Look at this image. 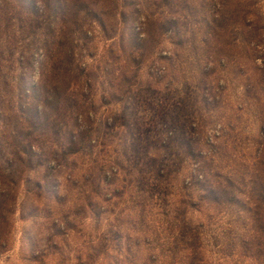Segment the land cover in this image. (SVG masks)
Wrapping results in <instances>:
<instances>
[{
	"label": "rangeland",
	"instance_id": "obj_1",
	"mask_svg": "<svg viewBox=\"0 0 264 264\" xmlns=\"http://www.w3.org/2000/svg\"><path fill=\"white\" fill-rule=\"evenodd\" d=\"M48 1L0 0V264L184 261L186 254L175 251L180 244L178 214L187 211L192 226H205L208 244L210 235L220 238L230 212L215 209L208 192L219 190L229 177L239 182L241 173L257 169V157L263 156L258 141L264 134V46L246 47L241 42L231 48L225 45L227 37L209 36L187 9L189 23H181L183 36L178 38L185 42H173L169 36L159 40L129 100L117 103L113 95H123L128 84L116 77L132 76L134 71L130 51L135 45L129 32L109 37L113 26L104 16L106 28L99 21L87 22L66 37L63 9L54 10L63 6L51 0V10L46 8ZM84 1L99 13L112 7V0H100L97 6V0ZM206 1L207 9L201 8V0L189 5L212 20L221 0ZM227 6L240 9L241 0H230ZM141 22L133 26L138 41L147 37ZM58 41L65 50L73 43L75 72L100 74L97 80H86L94 81L91 95L96 107L80 100L85 106L79 124L94 128L90 145L61 164L52 161L53 171L36 164L34 172L22 175L13 155L18 148L15 137L21 128L29 129L24 119L31 102L19 98L25 87L21 78L33 63L29 85L37 83L42 69L53 80L64 56ZM152 47L149 41L141 51L148 54ZM80 83L89 95L85 80ZM102 97L109 104L101 103ZM155 134L165 143L164 150H155ZM43 146L35 150L56 149ZM158 155L163 159L157 171L136 172ZM158 170L166 176L160 178Z\"/></svg>",
	"mask_w": 264,
	"mask_h": 264
},
{
	"label": "trees",
	"instance_id": "obj_2",
	"mask_svg": "<svg viewBox=\"0 0 264 264\" xmlns=\"http://www.w3.org/2000/svg\"><path fill=\"white\" fill-rule=\"evenodd\" d=\"M147 1L149 5L145 6ZM147 1L112 0V7L108 11L103 8L101 13L84 0L55 1L63 6H59L54 10L63 9L64 14L61 17V25L65 24L67 28L68 34L66 37L70 36L71 38L73 32L80 29V26L87 22L99 21L100 25L106 28L104 16L111 20L113 26V33L109 37L117 39L116 37H123L126 34L124 33L125 30L129 32L130 40L135 45L132 46L133 48L130 51V54H132L131 59L135 63L134 71H132V76L122 74V77H116L117 81H126L128 84L127 88H123L125 92L123 95H113L117 103L129 100L133 86L141 81L140 75L143 63L148 57L155 55L162 43L159 40L169 36L173 42H178L181 45L185 42L178 38L183 36L181 23L183 25L189 23V16L184 14L187 9H190L192 20L198 18L196 23H200L208 29L209 36L227 37L225 45L231 48L241 42H244L246 47H249L252 43H254V48L264 46V0H241V6H239L241 8L233 9V11L228 10L230 6H227V4L229 5L230 0H221L220 9L213 12L212 20L199 15L201 8H208L206 7L208 5L206 0L199 2L201 8L190 7L189 4L195 0ZM94 4L95 6L99 5L100 0H97ZM107 4L110 3L107 2ZM47 6L46 8L50 7L52 10L54 2L48 1ZM34 13L38 15L39 11ZM141 19H143V22H141ZM138 22L145 25L146 28L143 32L147 36L146 39L139 38V41L133 28L134 23L138 24ZM106 32L107 29L105 34ZM171 35L172 37H170ZM70 38H68V42L71 40ZM203 40L204 43L208 42L207 39ZM149 41L153 42V47L147 54L141 50L146 49ZM58 43L64 56L63 60L59 59L60 67L54 69L53 80L50 79L49 71L42 69L37 83L29 85L31 73L35 71L33 63L29 65L30 68L26 69L27 74H24L21 78L25 87H22L19 98L21 101L28 98L31 102L27 111H25L23 103L20 106L22 112L25 111L29 114L27 119H24L25 123L29 124V129L25 131L24 128H21L20 134L15 137L18 148L13 155L19 163L18 167H22L21 171L18 169L22 175L27 172H34L36 164L53 171L52 161L58 160L61 164L67 157L82 153L90 145V136L94 128L83 129L79 124L80 117H83L84 114L81 113V108L85 106L81 104L80 100L90 104V107H96L94 95H91L94 81L87 83L86 80L90 77L97 80L100 74L96 75L97 77L92 76L81 69H78L79 73L75 72V65H72L73 59H75L73 43L70 44L71 49L68 50L64 49L66 45L62 41H58ZM48 50L52 55V49ZM136 53L141 58L134 57ZM119 58L117 57L116 60ZM81 79L85 80L84 84L90 91L89 95L84 92V87H81ZM100 102L109 104L103 97ZM22 122L18 121L20 124ZM124 128L129 129V125L125 124ZM166 128H169L168 125ZM155 135L156 137L153 138V142L156 144L155 150H164L165 143H161L160 135ZM65 139L66 146L63 145ZM26 143L28 145H25ZM45 144H52L56 146V149H50L47 153L35 150L37 147L42 150ZM258 144L263 148V156L259 155L257 157V161H259L257 162V169L252 172L245 169L241 173L239 182L229 177L225 179L226 185H220L219 190L211 189L208 192L209 202L215 205V209H223L224 207L230 212V223H228L226 229L221 230L220 238L210 235L212 241L208 244L205 226L200 224L192 226L191 220L187 217V211L178 214L176 229L178 232L177 240L180 244L177 245L175 251L186 254V257L184 261L180 260L169 264H264V134L261 135ZM61 148L62 150H60ZM149 150L148 148V154L150 153ZM162 157L161 155L154 156L152 162L137 167L136 172L157 171V166L163 159ZM99 172L100 174L105 173L102 167ZM119 172L120 169L114 174L117 176ZM160 172L161 170H158L160 178L166 176V171ZM185 204L188 205L189 203L182 201V205ZM233 220L237 222L234 224ZM234 228H237V230ZM147 244L150 245V242H147ZM173 256L177 257L178 253ZM89 258L92 259L91 256ZM155 263V261H151L150 264Z\"/></svg>",
	"mask_w": 264,
	"mask_h": 264
}]
</instances>
